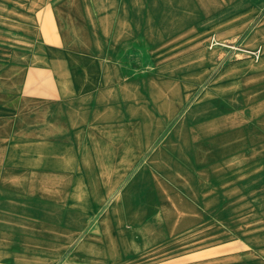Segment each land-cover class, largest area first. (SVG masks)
<instances>
[{"label":"crops","instance_id":"crops-1","mask_svg":"<svg viewBox=\"0 0 264 264\" xmlns=\"http://www.w3.org/2000/svg\"><path fill=\"white\" fill-rule=\"evenodd\" d=\"M186 1L209 25L198 42L160 50L143 0H0V264H143L156 244L205 242L240 166L264 169V113L239 128L236 102L264 98V17L243 39L259 59L239 58L222 41L258 11ZM20 37L36 49L24 82L41 86L20 98L19 132L9 115Z\"/></svg>","mask_w":264,"mask_h":264},{"label":"rangeland","instance_id":"rangeland-1","mask_svg":"<svg viewBox=\"0 0 264 264\" xmlns=\"http://www.w3.org/2000/svg\"><path fill=\"white\" fill-rule=\"evenodd\" d=\"M199 5L197 1L185 3L178 0H143L144 26L154 22L158 33L154 37V43L160 50L169 48L170 45H183L199 41L200 31L211 21L210 18L199 19ZM207 11H214L220 7L222 11L235 9L253 8L258 11L257 19L250 25L245 34L236 36L234 39H224V48L237 51L239 58L259 59L262 48L248 49L243 39L264 17V3H251L247 0H236L234 2H207L203 4ZM189 10L190 17H178L174 10ZM224 9V10H223ZM154 14L156 18H154ZM170 16V17H169ZM22 38L23 36L20 35ZM16 39L15 50V111L9 115L10 123H14L16 131L22 129L23 110L20 98L24 93L30 94L41 86L34 81V77L26 83L24 80L28 74V66L32 64L36 49L31 42L29 44L22 38ZM33 37H31L32 41ZM28 41V39H26ZM219 41L210 37V46L218 44ZM36 48V47H35ZM150 48L143 41V69L144 72L151 71L149 57ZM225 54V53H224ZM228 55V54H227ZM229 57V55H228ZM30 59V60H29ZM155 67V66H154ZM39 80L37 72H31ZM44 86V85H43ZM239 128L247 127L248 123H259L264 113V98H238ZM251 110L257 117L252 120L246 116ZM252 117V115H251ZM10 123L8 127L10 128ZM7 126V124H6ZM6 128V127H5ZM6 130L1 138L6 137ZM7 147L0 146V156L6 154ZM1 166V164H0ZM138 260H135L137 263ZM154 264H264V169L261 165L247 170L240 166L238 193L231 199L224 196L222 223L207 229L205 242H193L188 245L173 243H160L154 247V260L146 263ZM115 260H112L114 263ZM145 262L143 264H145ZM121 264H132L124 261Z\"/></svg>","mask_w":264,"mask_h":264},{"label":"bare ground","instance_id":"bare-ground-1","mask_svg":"<svg viewBox=\"0 0 264 264\" xmlns=\"http://www.w3.org/2000/svg\"><path fill=\"white\" fill-rule=\"evenodd\" d=\"M211 176H213V175H211ZM139 207V206H138ZM137 208V207H136ZM146 213V212H145ZM62 226V225H61Z\"/></svg>","mask_w":264,"mask_h":264}]
</instances>
